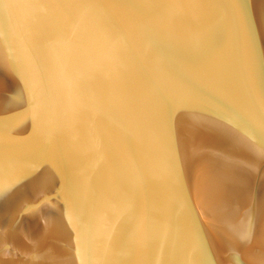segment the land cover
Returning a JSON list of instances; mask_svg holds the SVG:
<instances>
[{
    "label": "water",
    "instance_id": "1",
    "mask_svg": "<svg viewBox=\"0 0 264 264\" xmlns=\"http://www.w3.org/2000/svg\"><path fill=\"white\" fill-rule=\"evenodd\" d=\"M193 1L0 0V264H264V0Z\"/></svg>",
    "mask_w": 264,
    "mask_h": 264
},
{
    "label": "bare ground",
    "instance_id": "2",
    "mask_svg": "<svg viewBox=\"0 0 264 264\" xmlns=\"http://www.w3.org/2000/svg\"><path fill=\"white\" fill-rule=\"evenodd\" d=\"M189 1H191L192 4L194 5L193 0H189ZM128 2L130 3V9L132 11V16H133V19L135 20L134 26L139 27V29H141V31L142 30L144 31V34L147 35L148 41L150 42V46H151L152 40H150V38L154 33V30H155L154 28H156L157 20H158V24L161 25V27L164 26V24H165V26L167 25V27H170V25H169L170 20L168 18V15H167V17L165 15V14H167L165 6H167L169 4L170 11H171V5H170L171 3L169 2V0H128ZM160 6L162 7L161 17L156 18L154 15V13L156 15L158 14V9L156 11V7H160ZM150 13H151V16H150ZM160 39L161 40H159V41H160L161 46H163L164 42L168 43L167 37H165V39H164V37L162 36V38H160ZM152 45H153V42H152ZM153 47L155 48V46H153ZM149 50H151L149 53V57L151 58V61L154 65V67H156V71L158 73V81L160 84V88H162V91H163L162 92V94H163V101H162L163 115L170 122L169 118H171V120H172V116L174 115V117H175V115L178 111V106H176V104H173V101L167 97V94H169L170 91L168 88L169 86H168L166 75H169L170 64L168 62V59L165 57L166 55L164 53V50H154L152 47ZM151 53H152V55H151ZM160 61L162 62L163 65L160 64ZM165 65L167 67V70H166ZM173 68H175V66H173ZM167 71H168V73H167ZM214 99L215 98L212 96L210 101L212 102ZM196 100H197V106L199 108V115L196 116V118H198L196 121H198V125L200 127H202V129H203L204 137H202V141L204 143L205 150L207 151L206 153H207V155H209V144H210L209 141L212 142L211 137H212V135H214V134H212V132H213L212 129L214 128V121L213 120L215 117L213 115L214 108H212L213 110L211 111V113H209L211 109L209 110L208 107L207 108L203 107L204 106L203 100L200 99V93H198V95H196ZM215 120H216V118H215ZM216 126H217V123L215 124V127ZM167 131H168V129H167ZM173 136L175 138V141H177V133H176V136H175V134ZM250 145H251V147H254V154H255V159L253 162V164H254L253 173H254V175L257 176V179H256L257 191H258L257 196L260 197V199H261L260 202H262L264 205V154H263L262 148L260 146L261 144L258 140L256 141L254 139V142L252 141L250 143ZM177 149L181 151L183 157H185L186 159H189V161H191L190 171H191V174L194 176V173H193V167H194L193 164L195 162L194 156L192 158V154H190L189 152L184 150V148H181L180 144L177 147ZM185 151H186V154H185ZM187 164H188V162H187ZM222 164L225 166L226 169H230V167L233 166V163L230 159L223 160ZM233 167H236V166L234 165ZM214 168H217V167H214ZM225 174L228 175V172L226 173L225 169L224 170L221 169V173H220L221 177L218 176V178L221 180V182H223L224 185L228 184V185H226V187L231 186L230 184H232V182L230 180L235 181V178H233L231 176L227 177ZM193 192L195 193V190ZM218 209L222 212H226V209H223V210H221V208H218ZM263 211H264V208H263ZM238 229H239V227H238ZM236 235H238V234H236ZM235 239H236V237H235ZM238 240H239V242L240 241L242 242V238H240ZM239 246L241 248L242 245L239 244Z\"/></svg>",
    "mask_w": 264,
    "mask_h": 264
}]
</instances>
